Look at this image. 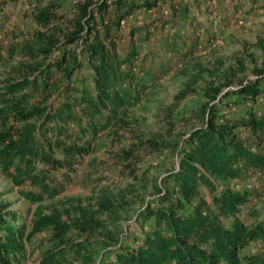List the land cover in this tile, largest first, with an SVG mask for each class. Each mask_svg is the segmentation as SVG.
<instances>
[{
	"label": "trees",
	"instance_id": "1",
	"mask_svg": "<svg viewBox=\"0 0 264 264\" xmlns=\"http://www.w3.org/2000/svg\"><path fill=\"white\" fill-rule=\"evenodd\" d=\"M198 3L81 0L65 32L53 25L62 17L52 1L33 10L32 21L43 31H35L32 42L22 47L29 59L25 64L28 75L7 79L0 85V173L25 202L37 207L24 234V226L13 222L17 218L0 196V264H20L23 243L44 231L52 234L57 246L87 249L85 244L74 245L72 231L94 234L96 215L111 213L112 202L103 197L93 212L80 208V218L72 224L65 223L56 210L45 212L43 203L65 191L76 167L89 155V145L82 142L84 137L94 138L116 117L108 111L125 104L129 72L124 68L137 52L131 47L121 55L114 30L137 12L159 8L166 9L170 21H186ZM152 24L134 27L129 34L133 36ZM84 62L92 72L91 86L72 88L70 79L80 72ZM255 75V80L241 83L224 96H220L222 88L230 80L222 88H208V101L195 114L200 125L188 132L182 146L139 139L122 152L125 159H130L139 146L150 153L173 150L178 163L166 176L171 188L160 190L155 186L154 202L145 204L139 212L143 223L152 222L151 228L143 232L141 243L118 249L106 264H241L243 260L264 264V218L259 219L255 211L249 214L253 217L249 224L239 218L251 193L245 188L219 185L241 181L249 173H257L264 181V111L260 116L248 110L244 116L228 118L220 108L229 95L235 96L239 104L262 95L264 70H256ZM49 90L66 94V99L54 104L37 98L38 94L48 96ZM96 120L101 121V127ZM239 130H244L246 136ZM57 172L60 177L55 175ZM205 188L211 194L209 203L200 196ZM253 242L261 244L263 253L245 256V249ZM63 254L48 250L38 264H62ZM92 262L87 254L80 264Z\"/></svg>",
	"mask_w": 264,
	"mask_h": 264
},
{
	"label": "rangeland",
	"instance_id": "2",
	"mask_svg": "<svg viewBox=\"0 0 264 264\" xmlns=\"http://www.w3.org/2000/svg\"><path fill=\"white\" fill-rule=\"evenodd\" d=\"M0 1L3 2L0 10L1 85L7 79L28 75L25 64L29 59L22 47L32 42L35 31H43L32 21L33 10L52 1L56 13L62 17L53 25L65 32L81 0ZM198 2L186 21H170L166 9L159 8L137 12L121 23L120 29L114 30V41L121 55L131 47L137 52L131 64L124 68L129 72L125 104L116 111H108L116 117L94 138L84 137L82 142L89 145V155L76 167L65 191L43 203L45 212L56 210L67 224L80 218V208L95 211L96 202L103 197L112 202V212L96 215L93 221L96 231L92 235L72 231L74 245L85 244L87 249L57 246L52 234L44 231L23 243L20 264H38L48 250L64 251L62 264H80L81 257L87 254L92 256V264H106L113 260L118 249L138 246L143 232L149 230L152 223H143L139 212L145 204L154 202L155 186L160 190L171 188L166 176L177 167L178 157L173 150L150 153L144 146H139L130 159H125L122 152L132 148L139 139L163 140L182 146L188 132L200 125L195 114L208 101L205 96L208 88H222L221 85L230 80V84L222 88L220 96H224L238 89L241 83L255 80L256 70H264V0ZM151 22L153 24L146 29L133 36L129 34L132 28ZM91 74L89 65L84 62L80 72L70 79V86L77 89L91 86ZM48 92V96L38 94L37 98H46L54 104L66 99V94ZM235 100L232 95L222 100L220 108L224 116L239 118L248 110L258 116L263 114L264 93L244 104ZM95 122L101 127V121ZM239 132L246 136L244 130ZM55 175L60 177L61 174ZM219 185L237 190L245 188L251 193L250 201L239 214L243 222L253 221L251 211H255L259 219L264 218V181L257 173H249L241 181ZM0 196L9 204L8 210L15 214L17 219L13 222L24 226L26 234L37 205L25 202L1 173ZM200 196L210 202L208 189H203ZM262 253L261 244L253 242L243 254ZM241 264L253 263L243 260Z\"/></svg>",
	"mask_w": 264,
	"mask_h": 264
},
{
	"label": "built area",
	"instance_id": "3",
	"mask_svg": "<svg viewBox=\"0 0 264 264\" xmlns=\"http://www.w3.org/2000/svg\"><path fill=\"white\" fill-rule=\"evenodd\" d=\"M166 14H168V12L166 11Z\"/></svg>",
	"mask_w": 264,
	"mask_h": 264
}]
</instances>
